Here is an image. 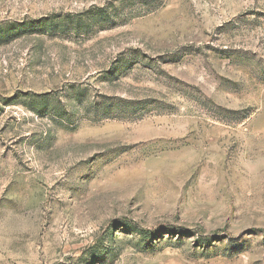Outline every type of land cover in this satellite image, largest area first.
Returning a JSON list of instances; mask_svg holds the SVG:
<instances>
[{
  "label": "rangeland",
  "instance_id": "1",
  "mask_svg": "<svg viewBox=\"0 0 264 264\" xmlns=\"http://www.w3.org/2000/svg\"><path fill=\"white\" fill-rule=\"evenodd\" d=\"M0 264H264V0H0Z\"/></svg>",
  "mask_w": 264,
  "mask_h": 264
}]
</instances>
